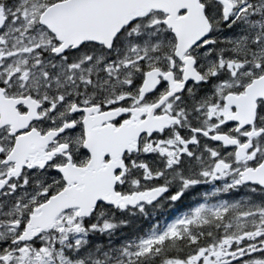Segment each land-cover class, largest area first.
<instances>
[{"label":"snow or ice","instance_id":"obj_1","mask_svg":"<svg viewBox=\"0 0 264 264\" xmlns=\"http://www.w3.org/2000/svg\"><path fill=\"white\" fill-rule=\"evenodd\" d=\"M0 264H264V0H0Z\"/></svg>","mask_w":264,"mask_h":264}]
</instances>
